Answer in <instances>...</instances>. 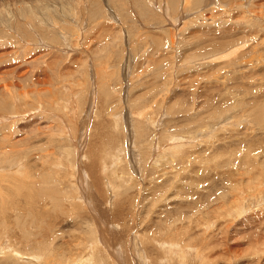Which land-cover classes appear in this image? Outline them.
<instances>
[{"label":"rangeland","instance_id":"374dc122","mask_svg":"<svg viewBox=\"0 0 264 264\" xmlns=\"http://www.w3.org/2000/svg\"><path fill=\"white\" fill-rule=\"evenodd\" d=\"M263 97L264 0H0V201L13 178L35 189L77 264H264ZM243 132L254 152L227 156ZM5 209L0 245L36 251Z\"/></svg>","mask_w":264,"mask_h":264},{"label":"bare ground","instance_id":"6f19581e","mask_svg":"<svg viewBox=\"0 0 264 264\" xmlns=\"http://www.w3.org/2000/svg\"><path fill=\"white\" fill-rule=\"evenodd\" d=\"M220 42H218V44H219ZM218 44H215V47L216 46H218ZM251 110H252V112H251V114H250V118H251V120H257V121H259L260 123L259 124H264V97L263 98H256V101L254 102V105H253V107L251 108ZM223 111V110H222ZM224 113V112H223ZM211 115H214V113L213 112H211ZM217 115V114H216ZM254 120V121H255ZM194 122V121H193ZM144 126V125H143ZM142 128V127H141ZM143 129V128H142ZM141 130V129H140ZM175 136V135H174ZM174 136H172V139L173 140H171V141H173V142H171V145H170V147H169V149L171 148V149H175V148H179V145L181 146L180 148L183 150L184 149V146H183V144H186L185 142H184V140L182 139V138H180V136H176L177 138H175ZM243 136L245 137V143H241V142H243L242 141V138H240L239 136L237 137L238 138V147H237V150L235 151V150H230V151H228V152H226V155L227 156H232V155H234V157L235 156H237V153L241 150V149H245V153H247V155L245 156V158H249L250 157V153H253L254 152V140L257 138V135H254L253 137H254V139H251V137L248 135V133H245V132H243ZM178 139H180L181 141H178L177 143L175 142V140H178ZM170 140V139H169ZM189 140H194V137H191ZM189 142V141H188ZM237 142V141H236ZM188 146H189V144H188ZM243 147V148H242ZM254 149V150H253ZM217 150L219 151V152H217L215 155L216 156H221V155H225V152H223L222 150H225V145H221L220 146V148H217ZM243 151V150H242ZM171 152V151H170ZM261 152V151H260ZM179 153H181V152H179ZM261 153H264V150L261 152ZM258 154H260V153H258ZM176 155H178V154H176ZM225 155V156H226ZM263 160V159H262ZM235 162V161H234ZM200 163H201V161H200ZM199 164V163H198ZM259 164V163H258ZM6 165V164H5ZM5 165H4V167L3 166H1L2 168H6L5 167ZM17 166V165H16ZM8 167H11V166H8ZM248 167H249V165H248ZM260 167V166H259ZM257 168V167H256ZM4 169H2V170H4ZM11 169H13L12 167H11ZM10 169V170H11ZM9 170V171H10ZM255 170V169H254ZM6 171V170H5ZM253 171V170H252ZM257 173H258V178H260L259 179V184L262 182H264V169L262 170L261 169V167H260V169H258L257 168ZM256 172V171H255ZM2 172H0V174H1ZM257 173H256V175H257ZM5 174V173H4ZM25 175V174H24ZM26 175H28V174H26ZM255 175V174H254ZM1 176V179L2 180H4L2 177L4 176V175H0ZM46 177V176H45ZM225 177V176H224ZM8 178V177H7ZM31 178V177H30ZM226 178V177H225ZM28 179V178H27ZM33 179V178H32ZM30 180L29 182H32V184L31 185H33V180L35 181V179H33V180ZM42 179V178H41ZM7 180V179H6ZM12 180V179H11ZM10 180V181H11ZM13 180L14 181H12L11 183L13 184V186L14 185H16L15 186V188L14 189H8V190H4L7 194L9 193V195H8V198H9V196H10V198L9 199H11L12 201H9V202H14V204H10L9 205V203L7 202V200H5V202L2 200V201H0V215H3V213H5L3 210H6L5 208H7V207H12V205H14V208H16V210H18V211H20V212H22V210L25 212V214L26 215H30L31 216V220H29V222H31V224L32 223H34L35 224V227H36V229L38 230V232L37 233H42L43 234V238H44V242H43V244H42V241L40 242V244H36L37 246L36 247H34V249L36 250V251H34V252H40V251H43V252H40L39 254H36V253H34V252H31V253H28L27 251H21V250H17L14 246L13 247H11V245L9 244V243H6V245L5 246H2V245H4V244H2V245H0V253L2 254V255H7V254H10V253H8V252H12L11 253V255L12 256H15V257H20L22 260H24V259H26L27 260V263H30V261L32 260L33 262L34 261H36L37 262V264L39 263L38 261L40 260V255H44L46 258L47 257H53V258H55V259H57V258H61V261L63 260V258H68V259H70L71 261H72V263L73 264H77V263H75V262H77L76 260L77 259H79V258H81L82 256H84L85 254H88L87 252H84V249H82V250H77L78 251V253H75L73 256H72V253H73V249H62L61 247H65V246H62V244H59V246L58 245H52V246H49V242H50V240L54 237V226H53V224L54 223H52V219H54L55 218V215H57V209L55 208V211H53V212H49V211H47L46 210V204L45 203H42L41 201H40V199H39V194L38 193H36V191H35V189H31L32 190V192L29 190L30 188H28V190H26V186H25V184L20 180V181H15V180H17L16 178H13ZM19 180V179H18ZM228 180V179H227ZM9 181V182H10ZM25 181V180H24ZM27 182V181H26ZM51 182H52V180H51ZM201 181H199V183H200ZM247 182H249V180L247 181ZM2 183V182H1ZM10 183V184H11ZM196 183V182H195ZM261 183V184H262ZM1 185V184H0ZM4 185V184H3ZM256 185V184H255ZM28 186H29V184H28ZM35 185H33V187H34ZM213 186V185H212ZM226 186V185H225ZM224 186V187H225ZM228 186V185H227ZM226 186V187H227ZM258 186H260V185H258ZM30 187V186H29ZM257 187V186H256ZM261 187V186H260ZM210 188V187H209ZM212 188V187H211ZM210 188V189H211ZM228 188H229V190L227 191H223L225 194H222V193H218V192H220L217 188V190H216V192L217 193H214V192H212V194L214 193V194H217L218 195V197L220 198V200L219 201H221V205H225L228 201L230 202L231 200H233V197H235V195H233V192H232V188H230L229 186H228ZM227 188V189H228ZM1 189V188H0ZM209 189V190H210ZM258 189V188H257ZM256 188H255V190H257ZM76 190V189H75ZM213 190V189H212ZM4 191H2V193H4L5 194V192ZM29 191V192H28ZM214 191V190H213ZM253 191H254V189H253ZM261 191H262V189H261ZM262 192H264V191H262ZM262 192H261V194H262ZM1 193V194H2ZM252 193V192H251ZM255 193V192H254ZM211 194V193H210ZM255 194H257V192L255 193ZM7 196V195H6ZM249 196H251L250 194H249ZM2 197H4V195L2 196ZM2 197L0 198V199H2ZM211 197H212V195H211ZM214 197V196H213ZM217 197V198H218ZM254 197V196H253ZM23 198V199H22ZM156 198V197H155ZM207 198V197H206ZM205 198V199H206ZM211 199V198H210ZM214 199V198H213ZM216 199V198H215ZM214 199V200H215ZM24 200H25V205H23V203H24ZM203 200V199H202ZM203 202V201H202ZM205 202V201H204ZM208 202H209V200H208ZM75 203V202H74ZM118 204V203H117ZM201 204H205V203H201ZM200 203H198L197 205H196V207L194 208L195 209V211H199V210H202L203 212H206V211H208V215L207 216H210L211 215V213H215V211L214 210H212L211 208H210V205H209V207L208 208H210V209H206V211H204V206H203V208L201 207L202 205H201ZM208 204V203H207ZM118 205H120V204H118ZM218 205V204H217ZM216 205V206H217ZM208 206V205H207ZM220 205H218V207H219ZM60 208V207H59ZM67 208V207H66ZM116 208V207H115ZM214 208H216V207H214ZM228 208V207H227ZM241 208V207H240ZM117 209V208H116ZM217 209V208H216ZM220 209H221V207H220ZM232 209V208H231ZM230 209V212H229V216H231L232 217V214H235L236 215V213H234V212H237L238 213V211H234V212H232V210ZM239 209V208H238ZM237 208H236V210H238ZM57 210V211H56ZM190 210V209H189ZM234 210V209H233ZM194 211V212H195ZM217 211V210H216ZM193 212V213H194ZM225 212V215L224 216H226V212L227 211H224ZM223 212V213H224ZM58 213H60L59 211H58ZM67 213V212H66ZM196 213V212H195ZM205 214V213H204ZM4 216V215H3ZM2 216V217H3ZM58 216V215H57ZM57 216H56V218H55V220L57 219ZM214 216H216V215H214ZM174 217H176V218H182V219H184V220H189V219H191L192 218V214L191 213H189V214H187V213H184L183 215L182 214H176ZM233 217H235V216H233ZM232 217V218H233ZM72 218V217H71ZM62 220H64V219H62ZM69 220V219H68ZM67 220V221H68ZM72 220V219H71ZM28 222V221H27ZM53 222H54V220H53ZM57 222V221H56ZM34 224L32 225V226H34ZM52 224V225H51ZM151 225V224H150ZM56 226V225H55ZM78 226V225H77ZM152 226V225H151ZM152 228V227H151ZM179 230H181V228L179 227L176 231H178V232H180ZM175 231V232H176ZM35 231H34V233H36ZM169 232V231H168ZM261 232V231H260ZM170 233V232H169ZM56 234H57V232H56ZM102 234V233H101ZM175 234V233H174ZM155 235H157V234H155ZM154 235V236H155ZM159 235H161V234H159ZM156 239H158V238H156ZM160 239V238H159ZM158 239V240H159ZM163 239V238H162ZM149 240V239H148ZM156 241V240H155ZM155 241H150V244H151V242H155ZM160 241V240H159ZM162 242V241H161ZM160 242V243H161ZM165 242V241H164ZM68 243V242H67ZM156 243V242H155ZM159 243V245H161ZM179 243V242H178ZM136 244V243H135ZM154 244V243H153ZM74 245V244H73ZM152 245V244H151ZM40 246V247H39ZM92 246H94V245H92ZM190 246V245H189ZM75 247V246H74ZM81 247H83V246H81ZM91 247V246H90ZM92 248V247H91ZM167 248V247H166ZM94 249V248H93ZM63 251V252H62ZM178 251V250H177ZM68 252H70L69 254H67ZM183 253V252H182ZM94 256V255H93ZM78 257V258H77ZM90 257H91V255H89V257H87V258H85V261H89L90 260ZM260 258V257H259ZM82 260H84L83 258H81ZM80 259V260H81ZM48 260V259H47ZM69 260V262H71ZM80 260H79V262H80ZM93 260V259H92ZM45 261V260H44ZM44 261H42V262H44ZM85 261L83 262L84 264H85ZM203 261V260H202ZM32 262V263H33ZM41 262V263H42ZM52 263V262H51ZM82 263V262H81ZM90 264H98V262H96V261H94L93 263H91V262H89ZM43 264H47V263H43Z\"/></svg>","mask_w":264,"mask_h":264}]
</instances>
